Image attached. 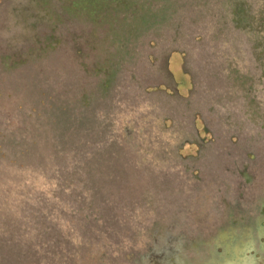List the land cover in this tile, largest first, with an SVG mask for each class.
<instances>
[{
    "label": "rangeland",
    "instance_id": "rangeland-1",
    "mask_svg": "<svg viewBox=\"0 0 264 264\" xmlns=\"http://www.w3.org/2000/svg\"><path fill=\"white\" fill-rule=\"evenodd\" d=\"M0 264H264V0H0Z\"/></svg>",
    "mask_w": 264,
    "mask_h": 264
},
{
    "label": "trees",
    "instance_id": "trees-1",
    "mask_svg": "<svg viewBox=\"0 0 264 264\" xmlns=\"http://www.w3.org/2000/svg\"><path fill=\"white\" fill-rule=\"evenodd\" d=\"M28 133V132H27ZM41 143V141L39 140L38 142H37V144H40Z\"/></svg>",
    "mask_w": 264,
    "mask_h": 264
}]
</instances>
